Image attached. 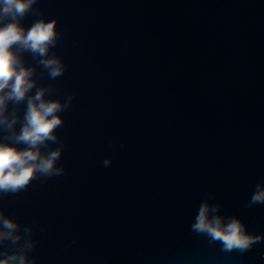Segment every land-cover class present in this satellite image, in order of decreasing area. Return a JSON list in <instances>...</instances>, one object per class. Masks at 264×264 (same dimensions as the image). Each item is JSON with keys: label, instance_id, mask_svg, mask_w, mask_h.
<instances>
[{"label": "water", "instance_id": "water-1", "mask_svg": "<svg viewBox=\"0 0 264 264\" xmlns=\"http://www.w3.org/2000/svg\"><path fill=\"white\" fill-rule=\"evenodd\" d=\"M33 7L21 23L57 20L66 71L50 80L25 63L52 98L73 94L56 130L65 173L0 195L33 227L34 264H264V242L228 253L190 230L211 192L221 215L264 233V204L247 207L264 182V0Z\"/></svg>", "mask_w": 264, "mask_h": 264}, {"label": "clouds", "instance_id": "clouds-1", "mask_svg": "<svg viewBox=\"0 0 264 264\" xmlns=\"http://www.w3.org/2000/svg\"><path fill=\"white\" fill-rule=\"evenodd\" d=\"M36 3L37 0H0V195L17 194L35 180L65 173L59 165L65 144L56 130L64 124L60 113L69 109L73 94H66L63 102L52 98L59 89L42 85L34 78L36 66L26 65L23 58V53H29L50 80L66 71L62 59L52 51L61 39L57 20L41 17L28 28L21 23L29 14L41 16L33 7ZM53 144L55 148L50 146ZM111 146L110 141L108 147ZM110 163L109 158L103 160L105 168ZM212 199L213 193H205L190 225L193 233L206 236L209 245L219 242L221 251L228 253L236 250L243 254L264 242V233H250L239 217L221 215V205L209 203ZM257 204H264V182L255 185L247 207ZM36 244L32 226H21L0 209V264H34L35 258L29 254Z\"/></svg>", "mask_w": 264, "mask_h": 264}]
</instances>
